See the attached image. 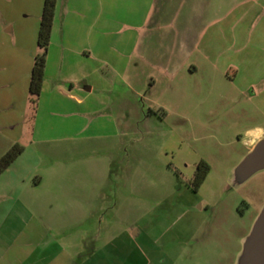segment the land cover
<instances>
[{
  "label": "rangeland",
  "instance_id": "obj_1",
  "mask_svg": "<svg viewBox=\"0 0 264 264\" xmlns=\"http://www.w3.org/2000/svg\"><path fill=\"white\" fill-rule=\"evenodd\" d=\"M112 2L108 21L137 25L150 4ZM43 5L0 0V48L37 55ZM182 5L153 0L141 33L116 26L120 33L89 35L106 44L110 65L83 107L55 92L32 104L28 87L16 90L10 106L0 102V114L28 107L22 130L0 126V158L15 141L24 147L0 177V251L40 248L38 240L49 241L54 228L75 264L95 251H106L107 264H124L110 255L115 247L131 250V264H239L264 205V169L243 181L237 172L247 142L264 134V13L212 16L208 25L210 17L196 20ZM88 21L70 13L64 39L86 41ZM197 62L196 73L184 71ZM59 70L55 63L53 75ZM79 125L82 139H61ZM200 161L210 171L194 188ZM32 174L43 177L39 186L29 183Z\"/></svg>",
  "mask_w": 264,
  "mask_h": 264
},
{
  "label": "crops",
  "instance_id": "obj_2",
  "mask_svg": "<svg viewBox=\"0 0 264 264\" xmlns=\"http://www.w3.org/2000/svg\"><path fill=\"white\" fill-rule=\"evenodd\" d=\"M149 1L150 4L148 6V11L144 15L142 23L137 25L130 22H121L120 20L114 21L113 19L108 21L106 14L114 13L113 11L116 8L112 0H57L51 38L55 39L59 34L60 42L52 41L49 45L44 80L40 94L41 102H43V99L48 94L55 92L54 94L60 95L68 100L70 105L72 104L77 107H83L85 104H87L89 95L96 89V80L98 78L103 80V76L100 77L101 68L103 66L110 65V62H108V60L105 58L106 50L108 49L106 44L104 42H100L98 37H96L94 40H91L89 35L120 33L121 30H116V26H119V28L124 27L136 29L140 33L145 31L147 26L150 25L148 20L149 11L153 9V0ZM107 2H109V6H107ZM182 2L183 5L181 7L185 8L187 5L188 13H194V19L197 20V18L203 19L204 17H210L207 23L208 25L213 24L211 20L215 18H225L228 13H264V0H182ZM70 13H74L79 20H89L87 22L89 25H87V27L85 26V28L82 30V32L86 34V41L69 43L64 39L65 34H67V29H70L66 27L67 16ZM62 14H64L63 18ZM212 16L215 18H211ZM139 43L140 41L138 36L136 37L134 46L132 47V52L137 49ZM2 46H5L4 48H0V65L2 71H5L8 66L11 65L14 67V69L11 71L17 76H12L13 74H10L9 71H6L5 73H1L0 71V102L1 104L5 102L9 103L10 106L12 95H15L16 90H18V92L21 90V93L23 94L22 91H24L26 87L29 89L31 70L36 52L31 51L28 55V53L26 54L23 48L21 49L18 46H6L4 44L1 45V47ZM206 46L207 44L205 47ZM112 47H109V50L112 49ZM183 48L184 50L186 49L185 46ZM184 53H186V51ZM206 55V62H208L209 65H213L214 62L210 57V54L207 53ZM29 59H31L30 62ZM28 63L30 66H28ZM55 63L60 69L57 75H53L52 73V67L55 65ZM198 65V62L190 64L184 71L192 75L198 71ZM5 66L7 67L3 68ZM27 67L30 69L28 70L30 71V76L27 78L28 81L26 82L24 73ZM63 68H65V70H63ZM62 71H64V73ZM116 74L118 75V73ZM118 78H121V76ZM19 82H21L20 87L18 86L20 85ZM15 83L18 84L17 87H15ZM27 111L28 107L25 106L23 113L19 112L18 114V112H15L14 114H11L12 112H6L4 114H0V126L9 128L15 127L18 124L20 125V130H22V123H25L24 117L27 116ZM6 115H10L12 120H8L5 117ZM84 128L86 129L85 126ZM84 131L85 130L82 128V126L79 125L77 132L71 135H64L61 137V139H82ZM254 137L257 138L255 141L256 143L258 140L264 137V134L259 133ZM19 138L20 135L18 136L17 140ZM15 143L18 142L15 141ZM253 143L249 141L247 142L249 147H252L254 145ZM251 147L250 150L252 149ZM9 169H11V166H9L8 170ZM8 170H5L2 174H0V177L4 176L5 172ZM30 178H32V182L31 180H28L30 181L29 183H32L35 186H39L43 179V177L39 174H32ZM50 230L51 236H48L49 241L47 240V242L44 240V242L41 241L40 238L38 240V247L40 248L35 250L26 251L21 249L10 251L2 249L0 251V264H75L72 259L74 256L67 252V246L59 244V240L57 239L58 237H56V234L54 233L55 229L53 228ZM67 241L70 243L73 241V239L70 238L67 239ZM4 242H6V239L0 236V243ZM125 245L127 246V242ZM109 253L115 258L122 256L124 257V264H131V261H128V259L131 257V250H129V248L122 251L115 247ZM81 255V252L77 253L78 257H82ZM106 257V251H95L88 254L82 264H107L105 260ZM94 259H96V262L93 263L92 260Z\"/></svg>",
  "mask_w": 264,
  "mask_h": 264
},
{
  "label": "trees",
  "instance_id": "obj_3",
  "mask_svg": "<svg viewBox=\"0 0 264 264\" xmlns=\"http://www.w3.org/2000/svg\"><path fill=\"white\" fill-rule=\"evenodd\" d=\"M57 0H44L40 27L37 37V45L40 52L35 56L31 70L29 83V95L32 104L38 100L44 80L46 57L51 40L52 28L55 18ZM24 151V147L18 143L12 147L0 158V174H2ZM210 166L205 161H200L195 169L194 175L190 181L194 188H199L204 182Z\"/></svg>",
  "mask_w": 264,
  "mask_h": 264
},
{
  "label": "water",
  "instance_id": "obj_4",
  "mask_svg": "<svg viewBox=\"0 0 264 264\" xmlns=\"http://www.w3.org/2000/svg\"><path fill=\"white\" fill-rule=\"evenodd\" d=\"M264 169V138L258 140L237 169L241 181ZM238 175V176H239ZM239 264H264V205L244 241Z\"/></svg>",
  "mask_w": 264,
  "mask_h": 264
}]
</instances>
